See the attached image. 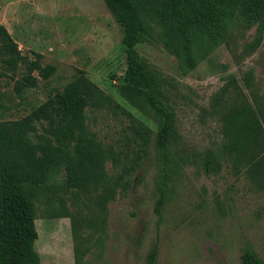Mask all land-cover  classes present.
I'll return each instance as SVG.
<instances>
[{
    "label": "rangeland",
    "instance_id": "rangeland-1",
    "mask_svg": "<svg viewBox=\"0 0 264 264\" xmlns=\"http://www.w3.org/2000/svg\"><path fill=\"white\" fill-rule=\"evenodd\" d=\"M0 25L22 55L34 63L33 53L40 54L42 66L55 67L47 81L35 70L37 88L21 96L14 85L23 68L1 70L0 121L25 117L81 70L155 138V118L118 93L126 69L122 30L103 0H0ZM150 25L151 34L135 50L163 78L160 100L174 113L169 146L179 156V168L172 194L156 215L161 162L154 160L151 143L127 197L108 204L104 229L92 233L89 222L99 215L93 195L68 188L60 169L33 199L39 264H76L75 246L86 251L79 264H147L153 246L157 264H240L247 244L264 263V36L250 52L256 25L237 15L222 42L193 48L190 65L175 46L166 45L162 29ZM87 123L122 162L124 152L137 149L121 113L88 109ZM209 156L214 164L207 172L203 159ZM117 169L107 163L109 176Z\"/></svg>",
    "mask_w": 264,
    "mask_h": 264
},
{
    "label": "trees",
    "instance_id": "trees-1",
    "mask_svg": "<svg viewBox=\"0 0 264 264\" xmlns=\"http://www.w3.org/2000/svg\"><path fill=\"white\" fill-rule=\"evenodd\" d=\"M107 10L122 30V46L126 69L118 87L119 95L141 114L155 118L158 133L152 131L111 97L93 84L81 70L62 89L56 90L45 102L15 121H0V264H39L35 250L37 231L33 199L63 168L65 184L85 195H93L97 219L92 233L105 227L107 206L117 197H127L132 176L151 154L161 162L155 181L156 215L172 194L173 178L177 175L178 154L172 153L169 135L173 130L174 113L160 100L164 85L157 71L149 69L135 50L159 26L167 40L193 65L192 50L202 42H222L232 21L239 15L248 25H256L254 39L248 44L254 52L264 36V0H103ZM34 63L22 55L7 29L0 25V71L24 73L14 85L21 96L25 90L38 86V78L47 81L55 72L52 65H41V55L33 53ZM1 73V72H0ZM109 109L129 120L131 139L137 149L133 155L124 152V162L113 148L104 146L88 129L87 110ZM248 109V108H247ZM242 115H248L243 111ZM42 133H38L39 127ZM118 168L109 176L107 163ZM214 157L203 159L207 172L213 168ZM97 220V221H96ZM86 251L75 246V261ZM147 264H157L156 246ZM240 264H264L251 244L242 248Z\"/></svg>",
    "mask_w": 264,
    "mask_h": 264
}]
</instances>
